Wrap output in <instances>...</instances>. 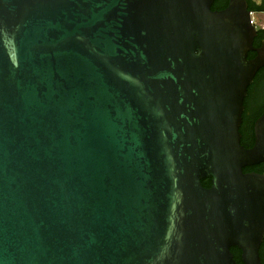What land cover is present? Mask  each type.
I'll return each instance as SVG.
<instances>
[{
  "label": "water",
  "instance_id": "95a60500",
  "mask_svg": "<svg viewBox=\"0 0 264 264\" xmlns=\"http://www.w3.org/2000/svg\"><path fill=\"white\" fill-rule=\"evenodd\" d=\"M214 1L0 0V264H262L264 41Z\"/></svg>",
  "mask_w": 264,
  "mask_h": 264
},
{
  "label": "flooded vegetation",
  "instance_id": "af4514ba",
  "mask_svg": "<svg viewBox=\"0 0 264 264\" xmlns=\"http://www.w3.org/2000/svg\"><path fill=\"white\" fill-rule=\"evenodd\" d=\"M228 1L229 0H215L211 6V9L213 11L222 10L227 6ZM247 3H248V8L252 13L264 17V0H247ZM255 28L257 30V34L256 37L254 38L253 46L255 49H258L261 47L262 42L264 41V27L262 25H258L255 26ZM256 55H257L256 51H250L248 53V59H253L256 57ZM263 113H264V66L261 67L254 75L251 84L247 87V95L243 100L242 119L239 127V132L241 134L240 143L243 147L252 148L255 145L256 121L262 116ZM247 169L249 170L243 172L264 174V163H259L254 166H249L247 167ZM207 179L211 181V178H207ZM210 186H211V182L209 185H205L203 187L209 188ZM232 248L235 250L237 249L239 255L241 256V252L238 248L236 247H232ZM259 255L262 264H264V238H263V242L260 245ZM240 261H241V257H240ZM241 263L243 264L242 261ZM236 264H238L237 261Z\"/></svg>",
  "mask_w": 264,
  "mask_h": 264
},
{
  "label": "trees",
  "instance_id": "16d2710c",
  "mask_svg": "<svg viewBox=\"0 0 264 264\" xmlns=\"http://www.w3.org/2000/svg\"><path fill=\"white\" fill-rule=\"evenodd\" d=\"M247 170H249V169H247V167L246 168H244V172H246ZM210 180L209 179H207L206 178V180H202L201 181V183H202V185L203 186H205V185H209L210 184ZM231 252L233 253V255H234V258H235V260L238 262V264H242L241 263V261H240V255H239V252L237 251V249L235 250V249H231Z\"/></svg>",
  "mask_w": 264,
  "mask_h": 264
},
{
  "label": "rangeland",
  "instance_id": "374dc122",
  "mask_svg": "<svg viewBox=\"0 0 264 264\" xmlns=\"http://www.w3.org/2000/svg\"><path fill=\"white\" fill-rule=\"evenodd\" d=\"M256 26L261 25L264 22V17L261 15H255Z\"/></svg>",
  "mask_w": 264,
  "mask_h": 264
},
{
  "label": "built area",
  "instance_id": "2783aa9c",
  "mask_svg": "<svg viewBox=\"0 0 264 264\" xmlns=\"http://www.w3.org/2000/svg\"><path fill=\"white\" fill-rule=\"evenodd\" d=\"M250 14H251V24L256 26V21L254 19L255 14L252 12ZM261 25L264 27V22Z\"/></svg>",
  "mask_w": 264,
  "mask_h": 264
}]
</instances>
